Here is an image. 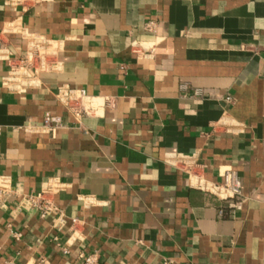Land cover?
Instances as JSON below:
<instances>
[{
	"label": "crops",
	"instance_id": "crops-1",
	"mask_svg": "<svg viewBox=\"0 0 264 264\" xmlns=\"http://www.w3.org/2000/svg\"><path fill=\"white\" fill-rule=\"evenodd\" d=\"M29 32L57 42V67L9 91L6 57ZM65 82L95 112L76 121ZM174 153L210 181L234 170L240 193L192 186ZM0 175V264H264V0H0ZM52 177L57 210L40 217L23 197Z\"/></svg>",
	"mask_w": 264,
	"mask_h": 264
},
{
	"label": "built area",
	"instance_id": "built-area-1",
	"mask_svg": "<svg viewBox=\"0 0 264 264\" xmlns=\"http://www.w3.org/2000/svg\"><path fill=\"white\" fill-rule=\"evenodd\" d=\"M10 8L17 5L25 7L35 0H4ZM27 46L25 53L18 57H6L8 61L7 72L2 76L1 82L4 87L13 92H23L26 88L35 86L39 82L38 73L41 70L55 69L57 67V42L47 38L41 33H27ZM179 89L185 93L200 95V87L190 88L187 82H180ZM55 97L59 100L67 111H69L76 121L87 114L95 112L97 102L90 96L84 87L74 86L69 83H61L57 86ZM225 100L231 101L229 94L225 95ZM62 125V118L59 114L45 111L40 128L42 131L54 134ZM168 163L183 171L192 186L213 193L221 199L234 198L240 193V184L236 172L232 169L225 171L220 182L207 180L202 174V165L196 161V154L174 153L167 159ZM10 180L0 175V199L6 198L12 192ZM63 189L56 177L48 179L40 191L28 194L23 197L24 202L36 209L40 217L57 210L54 196ZM221 214V211H219ZM16 239L20 237L19 232H11ZM67 253L66 248H62ZM78 258L82 264H98L97 252L88 254L79 253Z\"/></svg>",
	"mask_w": 264,
	"mask_h": 264
}]
</instances>
